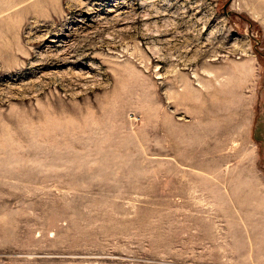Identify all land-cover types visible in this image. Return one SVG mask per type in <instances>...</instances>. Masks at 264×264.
I'll return each instance as SVG.
<instances>
[{
    "label": "rangeland",
    "instance_id": "rangeland-1",
    "mask_svg": "<svg viewBox=\"0 0 264 264\" xmlns=\"http://www.w3.org/2000/svg\"><path fill=\"white\" fill-rule=\"evenodd\" d=\"M0 264H264V0H0Z\"/></svg>",
    "mask_w": 264,
    "mask_h": 264
}]
</instances>
